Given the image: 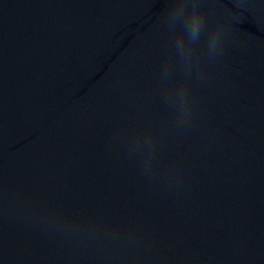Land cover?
Listing matches in <instances>:
<instances>
[{"label":"water","instance_id":"95a60500","mask_svg":"<svg viewBox=\"0 0 264 264\" xmlns=\"http://www.w3.org/2000/svg\"><path fill=\"white\" fill-rule=\"evenodd\" d=\"M169 3L0 0V264H264V7L178 127L158 80ZM149 134L152 180L128 153Z\"/></svg>","mask_w":264,"mask_h":264},{"label":"clouds","instance_id":"9594fccd","mask_svg":"<svg viewBox=\"0 0 264 264\" xmlns=\"http://www.w3.org/2000/svg\"><path fill=\"white\" fill-rule=\"evenodd\" d=\"M264 7V0H258ZM232 9H221L212 0H170L157 19V27L168 36L166 57L160 65L158 80L162 88L161 104L173 112L179 126L194 116L192 87L205 80V66L217 62L234 36L235 26L248 12L250 0H233ZM210 17H215L210 22ZM142 153L141 173L154 178L156 141L149 134L129 142V156ZM49 223L56 225L53 217ZM72 231V224L61 225Z\"/></svg>","mask_w":264,"mask_h":264}]
</instances>
